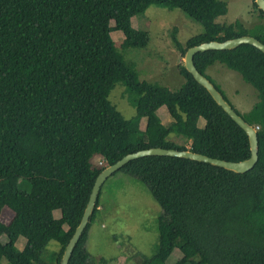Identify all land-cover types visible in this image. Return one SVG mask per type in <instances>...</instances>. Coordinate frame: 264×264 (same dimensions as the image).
Masks as SVG:
<instances>
[{"label": "trees", "instance_id": "16d2710c", "mask_svg": "<svg viewBox=\"0 0 264 264\" xmlns=\"http://www.w3.org/2000/svg\"><path fill=\"white\" fill-rule=\"evenodd\" d=\"M150 5L176 8L201 26L184 44L172 38L180 57L201 43L241 35L264 44V14L253 0L257 21L249 28L239 20L217 21L226 13L223 0H0V211L13 213L0 221V236L7 238L0 241V259L60 264L95 175L128 153L162 147L228 161L249 156L244 132L181 63L184 81L170 89L139 79L117 51L115 31L122 32L124 46L148 45V32L134 29L131 18ZM193 60L226 101L206 72L215 63L255 89L257 100L244 113L227 102L256 127L257 160L243 173L170 156L122 166L118 171L140 180L160 208L154 253L143 261L164 264L177 248L181 255L173 264H264V53L241 44L199 52ZM116 83L125 85L135 107L130 119L108 98ZM160 106L168 125L155 114ZM93 156L103 165L92 164ZM100 193L68 264H106L85 248ZM19 237L25 238L22 248Z\"/></svg>", "mask_w": 264, "mask_h": 264}, {"label": "rangeland", "instance_id": "374dc122", "mask_svg": "<svg viewBox=\"0 0 264 264\" xmlns=\"http://www.w3.org/2000/svg\"><path fill=\"white\" fill-rule=\"evenodd\" d=\"M223 1L226 2V13L218 17V22L230 23L239 20L244 27L249 28L257 21L252 14L251 0ZM131 25L136 30L148 32L150 40L146 47L133 48L122 45V32H112L111 38L124 61L133 66L139 79L150 80L170 89L177 88L184 81V77L177 72L181 57L173 48L171 40L175 38L184 44L190 37L201 33L199 23L176 8L150 5L143 13L131 18ZM110 26H114L113 21ZM206 72L239 113L246 112L257 100L255 89L243 81L237 72L219 63L211 65ZM108 98L124 118L130 119L135 115V107L128 99L125 85L116 83L109 91ZM155 114L163 125L170 123L163 106L158 107ZM204 122L200 118L198 125L202 127ZM144 124L145 119H141L138 126L143 128ZM91 162L103 165L99 156H93ZM98 209L88 229L85 243L90 257L95 262L104 258L106 264H149V261H143L142 256L150 260L154 253L157 240L155 221L160 214V208L141 181L122 171L115 172L101 186ZM57 214L59 211H56ZM12 215L11 211L2 208L0 221L7 223ZM0 241L6 242V236L1 235ZM24 242L25 238L19 237L16 246L22 248ZM55 244L51 241L50 248L58 249ZM180 255L179 250L173 248L164 264H173ZM0 264L9 262L2 257Z\"/></svg>", "mask_w": 264, "mask_h": 264}, {"label": "water", "instance_id": "95a60500", "mask_svg": "<svg viewBox=\"0 0 264 264\" xmlns=\"http://www.w3.org/2000/svg\"><path fill=\"white\" fill-rule=\"evenodd\" d=\"M257 9L264 14V0H253ZM241 44H249L264 53V44L259 42L252 36L241 35L238 37L229 38L222 42H206L193 46L184 53L181 57V64L189 71L198 83L206 88L212 96L216 104H218L222 111L244 132L248 142L249 156L239 161H228L209 157L201 153L190 150H176L172 148L150 147L141 149L132 153L124 155L122 158L113 164L105 166L98 174L95 175L92 182L87 201L81 213L77 225L74 227L72 235L67 242L60 258V264H68L69 257L77 243L81 233L83 232L89 216L92 213L96 198H98L99 190L103 182L118 171L122 166L131 160H135L145 156H170L187 158L193 161L204 162L212 166L220 167L222 169L232 171L234 173H243L253 167L257 160V140L255 128L245 122L235 111L234 108L223 98L221 92L215 87L214 83L203 73H201L194 64V55L199 52L208 50H229Z\"/></svg>", "mask_w": 264, "mask_h": 264}, {"label": "crops", "instance_id": "0c3cea01", "mask_svg": "<svg viewBox=\"0 0 264 264\" xmlns=\"http://www.w3.org/2000/svg\"><path fill=\"white\" fill-rule=\"evenodd\" d=\"M179 64V63H178ZM177 72L179 73V71H178V67H177ZM180 74V73H179Z\"/></svg>", "mask_w": 264, "mask_h": 264}, {"label": "built area", "instance_id": "2783aa9c", "mask_svg": "<svg viewBox=\"0 0 264 264\" xmlns=\"http://www.w3.org/2000/svg\"><path fill=\"white\" fill-rule=\"evenodd\" d=\"M256 129V127H254Z\"/></svg>", "mask_w": 264, "mask_h": 264}]
</instances>
